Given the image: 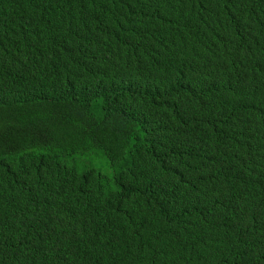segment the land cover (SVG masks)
Here are the masks:
<instances>
[{"label": "trees", "instance_id": "obj_1", "mask_svg": "<svg viewBox=\"0 0 264 264\" xmlns=\"http://www.w3.org/2000/svg\"><path fill=\"white\" fill-rule=\"evenodd\" d=\"M0 264H264V0H0Z\"/></svg>", "mask_w": 264, "mask_h": 264}, {"label": "rangeland", "instance_id": "obj_2", "mask_svg": "<svg viewBox=\"0 0 264 264\" xmlns=\"http://www.w3.org/2000/svg\"><path fill=\"white\" fill-rule=\"evenodd\" d=\"M77 159H79V160L82 161V160H83V156H78ZM97 160H99V161H101V162H104V160H102V159H97Z\"/></svg>", "mask_w": 264, "mask_h": 264}]
</instances>
